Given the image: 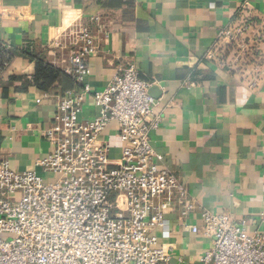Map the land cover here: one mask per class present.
Masks as SVG:
<instances>
[{
	"label": "crops",
	"instance_id": "0c3cea01",
	"mask_svg": "<svg viewBox=\"0 0 264 264\" xmlns=\"http://www.w3.org/2000/svg\"><path fill=\"white\" fill-rule=\"evenodd\" d=\"M245 2L249 14L264 18V0H0V44L14 49L0 84V161L42 174L35 161L52 150L45 131L76 82L65 75L51 89H39L32 82L35 63L22 51L66 71L87 27L96 49L85 82L101 90L131 64L144 79L156 80L149 92L162 123L151 138L163 157L160 166L174 170L203 207L264 234V83L252 90L205 59L219 28L235 21ZM96 112L89 98L81 115ZM117 127L112 123L104 133L113 158L122 149ZM168 219L171 235L156 234L171 263H202L214 238L191 231L190 225L202 224L200 214L181 220L168 213Z\"/></svg>",
	"mask_w": 264,
	"mask_h": 264
},
{
	"label": "built area",
	"instance_id": "2783aa9c",
	"mask_svg": "<svg viewBox=\"0 0 264 264\" xmlns=\"http://www.w3.org/2000/svg\"><path fill=\"white\" fill-rule=\"evenodd\" d=\"M247 7L219 28L205 59L256 90L264 83V18ZM95 39L82 27L71 49L66 72L76 87L59 99L45 131L52 150L35 161L42 174L0 161V264H172L156 231L171 235L168 213L189 220L197 212L202 224L191 231L202 230L214 243L202 263L189 264H264L263 233L251 234L226 212L203 207L174 170L160 166L151 138L162 123L149 92L156 80L131 64L101 90L85 82ZM7 58L0 79L11 64ZM89 98L97 112L83 118ZM112 123L122 144L117 158L104 136Z\"/></svg>",
	"mask_w": 264,
	"mask_h": 264
},
{
	"label": "trees",
	"instance_id": "16d2710c",
	"mask_svg": "<svg viewBox=\"0 0 264 264\" xmlns=\"http://www.w3.org/2000/svg\"><path fill=\"white\" fill-rule=\"evenodd\" d=\"M23 54L29 56L35 63V73L32 77V82L41 90H49L52 88V85L61 77V76H70L66 71L56 67L52 63L46 61L41 54H35L31 50L23 49ZM8 55V60L12 61L14 57V49L10 46L9 49H6L4 45L0 44V67H2L3 62L5 61V55ZM73 78V77H72ZM13 80H18V77H12ZM74 79V78H73ZM2 79H0V84Z\"/></svg>",
	"mask_w": 264,
	"mask_h": 264
}]
</instances>
